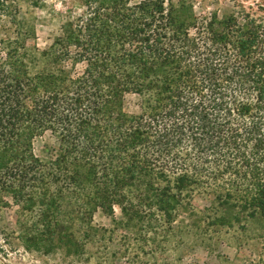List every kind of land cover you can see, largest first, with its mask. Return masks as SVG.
<instances>
[{
    "label": "trees",
    "instance_id": "1",
    "mask_svg": "<svg viewBox=\"0 0 264 264\" xmlns=\"http://www.w3.org/2000/svg\"><path fill=\"white\" fill-rule=\"evenodd\" d=\"M133 1L83 0L42 51L17 1L0 0V209L35 213L24 240L78 259L94 229L69 221L115 206L130 228L138 209L161 213L144 236L185 211L211 241L250 225L264 240V4L199 18L182 0ZM198 196L221 214L194 216Z\"/></svg>",
    "mask_w": 264,
    "mask_h": 264
},
{
    "label": "rangeland",
    "instance_id": "2",
    "mask_svg": "<svg viewBox=\"0 0 264 264\" xmlns=\"http://www.w3.org/2000/svg\"><path fill=\"white\" fill-rule=\"evenodd\" d=\"M21 18L34 26L36 37L30 46L40 50L48 49L62 34V26L69 19L85 13L83 0H16ZM141 0H134L137 3ZM179 1V0H174ZM187 3L192 16L210 18L221 16L227 8L234 6L235 0H182ZM245 7L264 4V0H237ZM81 71L82 66H78ZM140 99L130 95L126 98L125 110L129 115L140 113ZM48 146L57 147L56 138L50 133L37 138L34 153L39 159H46ZM9 207L0 209V264H264V240L258 238L260 228L249 226L256 235L242 234L236 226L222 228L219 241H211L203 226L196 228L191 223V215L179 212L176 223L169 228L142 235L151 227L153 220L160 221L161 213L154 210L138 209L139 223L132 228L127 224L122 209L114 208V215L101 209H93L90 215L73 218L69 225L77 230L80 226L91 225V241H86L85 255L81 259L68 256L65 251L53 249L39 252L33 242L24 240L25 230H34L36 214L23 212L11 198ZM194 216L219 215L221 211L211 208L209 200L196 197ZM77 205L63 208L66 214L75 213ZM73 222V224H71ZM213 240V239H212ZM85 242V239H82Z\"/></svg>",
    "mask_w": 264,
    "mask_h": 264
}]
</instances>
